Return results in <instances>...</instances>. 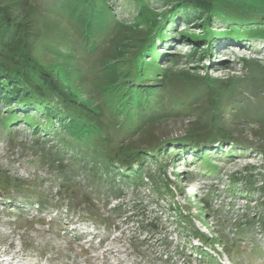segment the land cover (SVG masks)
Returning <instances> with one entry per match:
<instances>
[{"label":"rangeland","instance_id":"1","mask_svg":"<svg viewBox=\"0 0 264 264\" xmlns=\"http://www.w3.org/2000/svg\"><path fill=\"white\" fill-rule=\"evenodd\" d=\"M88 4L105 18L98 24L100 30L91 34V38L82 31L86 19L73 24L67 15L49 11L41 2L38 7L28 3L24 7L38 18L40 31L53 44L50 50H57L50 55L43 48L36 49L35 56L42 58L79 100L91 105L101 100L107 105L112 102L116 112L110 120L114 121L124 114L118 102L130 96L121 105L124 108L136 106L133 122L139 128L129 137L124 136L125 139L118 135L121 148L129 147L130 140L149 146L157 144L164 136L208 134L210 126L204 125V119L197 117L198 109H195L203 98L195 100L193 87L178 75H208L213 81L228 80L238 84L245 82L243 78L249 75V65L255 64L264 71L262 38L238 42L225 39L219 41V46L214 39L216 47L210 54L206 49L209 42H199L195 38L205 35L206 29L182 22L171 25L168 33L173 36L157 45L158 51H164V57L159 60L160 68L167 74L173 72L172 78L147 95L129 90L127 79L133 73L139 46L153 37L154 25L168 3L147 0L143 7L138 0H113L112 4L88 0ZM223 26L226 24L220 20L213 24L217 29ZM184 33L194 35L193 39L181 38ZM86 39L91 45H85ZM244 98L254 104L264 103L253 100L248 94ZM4 110L0 105V116ZM120 124L116 122L113 126ZM234 126L233 136L248 146L242 153L228 156L229 147L223 146L221 150L227 157L212 154L209 161H198L189 153L181 154L178 159L167 157V153L158 157L163 167L160 179L169 184V193H157L149 173L143 176L147 186L119 185L123 188L120 198L105 191L97 212L103 218L109 216L111 207L126 205L122 217H112L110 230L103 222H94L83 204L69 209L67 199L58 209V216L63 218L61 227L52 221L57 209L39 214L34 198L36 192L31 186L40 187L38 192L44 194H56L61 189L58 176L51 174L52 167L43 158L47 153L55 155L60 147L59 140L47 138L21 123L13 125L11 132L0 126V172L22 186L0 188V264H211L196 253L199 249L210 254L217 264H264V224L256 221L261 218L260 212H264V158L261 154V150L264 151V121ZM225 142L214 138L212 143L215 148ZM119 154L116 153L120 157ZM84 159L82 167L89 166L90 160L87 156ZM155 162L143 163L144 171L151 169L152 174L158 175L161 170ZM84 174L85 170L81 169L75 180L92 192L94 186H86L89 182L85 181ZM116 180L119 181V177ZM194 193L205 198V203L189 200L188 196ZM31 194L33 197L28 199ZM59 198L57 194L55 200ZM107 198L109 205L105 207ZM41 217L45 218L44 223L38 220ZM183 217L186 222L181 220ZM253 218L257 222L254 230L235 240L241 223ZM151 223H156L157 229L149 227ZM191 225L208 240L202 241L191 233ZM77 232L82 234L81 238L73 237ZM222 232L231 242L234 240L243 246L244 250L238 255L241 263L230 260ZM26 245L29 247L25 248ZM82 247L87 248L86 251H82ZM194 248L198 250L195 252Z\"/></svg>","mask_w":264,"mask_h":264},{"label":"trees","instance_id":"2","mask_svg":"<svg viewBox=\"0 0 264 264\" xmlns=\"http://www.w3.org/2000/svg\"><path fill=\"white\" fill-rule=\"evenodd\" d=\"M99 1L104 4L113 2V0ZM138 1L143 7L146 6L147 0ZM165 1L168 3L165 6L167 9L159 14L162 15L160 19L155 18L157 24L154 25L153 37L143 46H139L133 62L135 65L133 73L127 79L129 90L147 95L150 91L153 92V89L163 87L164 82H168L172 78L173 72L167 74L166 70L163 72L160 68L161 61L159 60L164 57V51H158L159 47L157 46L159 42L173 36L168 33L171 25L183 22L204 27L207 31L206 34L195 38L199 42H209L206 49L210 54L216 47L213 43L214 39H217V46L220 45V40L225 39L232 42H238L241 39L250 41L256 38L264 40V0ZM39 2L49 11H54L60 16L67 15L68 21L73 24L81 23L82 19H86L83 22L85 27L82 28V25L80 27L89 37L100 30L98 24L105 18L102 13L95 12V9L89 6L88 0H23V2L0 0V105L5 109L0 116V126L11 132L10 129L13 125L21 123L28 125L29 129L34 132L44 134L47 138L56 137L55 140H59L60 147L55 155L47 153V157L45 155L43 158L46 163L51 165V174L58 176L61 189L56 194L52 192L44 194V192H38L40 187L31 186L37 194L34 193L36 196L34 198L39 214L57 209L56 216L52 220L54 225L61 227L63 218L58 216V209L63 207V201L67 199L69 200V204H67L69 209H76L77 204L80 207L83 204L89 209L88 216L94 222H103L104 227L110 230L111 223H113L112 217H122L126 213V205L118 204L111 207L109 216L103 218L97 212L100 210L98 208L104 197V192L120 198L123 195L121 194L123 188L119 187L121 184L127 187L131 184L147 186L143 178L145 173H149V179L155 185L153 187L156 188L157 193H169V184L160 179L163 167L158 162V157L163 153H167V157L175 159L181 157V154L189 153L199 159L198 161H209L212 154L218 157H227L221 150L223 146L229 147L226 150L228 156L242 153L247 149L248 146L235 138L231 132L236 123L245 125V123L264 121V103L254 104L253 101L244 98L248 94L253 100L264 101V71L260 70L259 66L249 65V75L243 78L245 82L238 83L240 87L234 81L210 80L208 75L203 77L178 75L177 77L187 81L193 87L195 100L203 98L200 103L196 104L195 109H198L197 117L204 119V125L210 126L208 134L200 135L198 132H194L180 137L164 136L157 144L149 146H142L140 143L137 144L136 140H130L129 147L121 148L122 144L118 135L121 138L124 136L126 138L139 128V125L133 122L136 106L124 108V105H121L129 99L130 96H127L128 98L118 102L124 112L122 118L116 117L114 121H111L112 115L116 112L113 110L112 102L107 105L104 100H101L96 105H91L79 100L78 96L69 91L65 82L59 79L54 70L50 69L42 58L38 59L35 56L36 49L43 48V51L47 50L45 52L50 55L57 51L55 48L50 50L52 47L50 45L53 44L40 31L37 25L38 18L35 15L32 16V12L25 11L24 6L27 3L30 6L38 7ZM219 20L226 26L221 29L213 28V24ZM180 36L183 39L191 40L194 35L184 33ZM85 45H91L87 39ZM161 81L163 84H158ZM167 97H170V94ZM202 101L205 102L202 104ZM172 109L174 108L172 107ZM107 118H109L108 121ZM116 122L121 123L119 127L113 126ZM214 138L226 142L214 148V143H212ZM84 152H88V154H83ZM115 152L120 153V157ZM261 154L264 158L263 150H261ZM86 156L87 160H90V164L89 166L85 164L82 167V161ZM66 159L70 161L65 162ZM149 160L156 161V166L161 170L158 175L152 174L151 169L144 171L143 163ZM135 161L138 162L135 163ZM81 169L85 170L84 179L89 182L86 186H94L92 192L86 191L85 185L75 180ZM118 177L119 181L116 180ZM14 182L15 180L0 172V188L22 187L21 184ZM57 194L60 198L55 200ZM28 197L30 199L33 195ZM188 198L189 200L196 199L202 203L206 201L205 198H199L196 193ZM108 205L107 198L104 206ZM260 214L261 218L256 221L263 225L264 212H260ZM184 217L186 218V216ZM184 217L181 220L186 222ZM199 218L202 219L203 216L200 214ZM255 218L241 223L235 240L254 230V225L257 223ZM38 220L41 223L45 222L44 217ZM32 221L35 222V218ZM244 224L245 228H243ZM149 227L157 229V224L151 223ZM189 231L202 241L208 240L205 234L198 233L194 225H191ZM81 235L77 232L73 237L81 238ZM221 237H225V247L231 257L230 260L241 263L238 260V255L244 248L240 242L234 240V243L231 242L228 235L223 236V232ZM28 247V245L25 246V248ZM254 248L257 246L255 245ZM86 249L82 247V251H86ZM198 249L194 248L195 252ZM196 253H199L200 257H204L211 264H217L216 260L207 252L199 249ZM172 258L170 256L168 259ZM168 263L170 262L168 261Z\"/></svg>","mask_w":264,"mask_h":264}]
</instances>
